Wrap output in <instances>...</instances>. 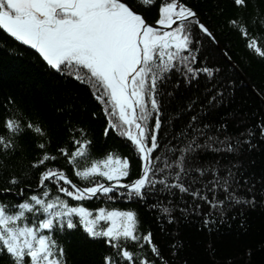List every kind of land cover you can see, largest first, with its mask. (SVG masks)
<instances>
[{
	"label": "snow or ice",
	"instance_id": "snow-or-ice-1",
	"mask_svg": "<svg viewBox=\"0 0 264 264\" xmlns=\"http://www.w3.org/2000/svg\"><path fill=\"white\" fill-rule=\"evenodd\" d=\"M231 3L240 12L228 24L264 58V44L248 29L250 23L264 26V18L245 19L251 0ZM149 12L155 19H148ZM0 33L5 43L34 50L51 74L86 85L106 119L103 135L120 138L129 150L121 155L106 149L97 157L91 132L68 121L66 143L49 151L52 138L45 124L13 107L16 102L8 97L0 118V196L14 193L19 199H0V264H68L69 230L107 246L101 264H171L153 233L141 230L138 212L115 202L147 204L159 193L181 201L188 197L192 213L203 216L202 226L215 216L204 212L203 204L221 219L234 205H257L254 177L240 175V157L257 146L253 141L264 143V117L234 137L226 134V122L205 123L223 102L219 81L206 85L203 100L181 105L189 119L173 137L177 143L163 158L157 154L161 134L167 135L166 99L183 83H198L202 74L212 84L220 71L199 62L204 41L216 42V36L189 0H0ZM197 104L205 115L191 114ZM218 133H225L223 139ZM25 135L31 136L35 155L16 174L9 161L25 151ZM209 148L227 164L206 162ZM259 183L264 193V173ZM242 184L249 185L243 193ZM94 200L103 206H86ZM259 202L264 204V194ZM151 207L164 214L161 220H175L176 207ZM179 210L187 212L188 205Z\"/></svg>",
	"mask_w": 264,
	"mask_h": 264
},
{
	"label": "trees",
	"instance_id": "trees-1",
	"mask_svg": "<svg viewBox=\"0 0 264 264\" xmlns=\"http://www.w3.org/2000/svg\"><path fill=\"white\" fill-rule=\"evenodd\" d=\"M189 3L216 36L217 43L204 41L199 62L220 71L215 72L212 84H208L202 74L198 83L189 85L185 82L175 90L171 100L166 99L163 115L167 135L161 134L163 141L157 153L162 158L166 148L177 143L173 137H178L189 119L190 113L181 105L189 100H203L206 85L211 88L219 81L223 102L206 116L205 123L211 121L219 127L220 123L226 122V134L234 137L264 117V58L248 49L246 38L228 24L229 19L240 10L233 7L231 0H189ZM147 15L150 21L155 19L154 12ZM244 17L246 20L255 18L257 21L264 18V0H251L244 11ZM248 29L251 35L264 44V26L258 22L255 25L250 23ZM221 49L229 56L230 62L223 58ZM179 78L177 75L176 79ZM8 97L14 98L16 103L13 107L18 105L33 116H38L45 124L52 138L49 151H55L58 146L66 143L69 135L66 122L70 121L91 132L89 139L93 140L92 151L95 156L99 157L106 149L115 150L121 155L129 154L120 138L103 135L106 119L86 85L73 78L51 74L32 50L18 42L15 45L5 43L0 33V118L5 114L2 105ZM93 112L97 113L95 117L92 116ZM181 113L183 119L180 118ZM191 114L201 116L205 115V111L197 104L195 112ZM218 135L223 139L225 133ZM200 142L203 143V139ZM21 143L25 145V151L17 153L9 161L10 170L16 174L35 155L30 135L21 137ZM253 143L257 146L240 157L244 166L240 175L247 173L249 178L254 177L258 201L255 207L234 205L226 210V215L221 219L218 211L203 204L204 212H215V216L212 217L213 223L202 226L203 216L199 212L192 213L188 197L181 201L179 196L174 198L159 193L150 197L147 204L121 200L115 202V206L121 209L133 208L138 212L141 230L153 233L155 242L161 246L171 264H264V204L259 202L260 196L264 194L260 191L259 183L264 173V143ZM204 159L206 162L227 164V159H223L211 148L206 150ZM233 163H236L235 159ZM248 186L242 184L240 192L243 193ZM5 198L13 201L19 199L14 193L0 196V199ZM153 203H158L160 208L176 207L177 210L173 212L175 220L171 223L167 219L161 220L164 214L159 209H153ZM185 204L188 205V211L182 214L179 209L184 208ZM86 206L94 208L103 205L101 201L94 200ZM69 233L65 236L68 264H101L106 254V245L85 239L73 230H69ZM173 244L179 246L178 251L172 248Z\"/></svg>",
	"mask_w": 264,
	"mask_h": 264
},
{
	"label": "bare ground",
	"instance_id": "bare-ground-1",
	"mask_svg": "<svg viewBox=\"0 0 264 264\" xmlns=\"http://www.w3.org/2000/svg\"><path fill=\"white\" fill-rule=\"evenodd\" d=\"M19 43V42H18ZM215 43H217V42H215ZM22 46H24V45H22ZM24 47H26V48H28V49H30L28 46H24ZM30 50H32V49H30ZM33 52H34V50H32ZM221 52H222V56H223V58H225V51L223 50V49H221ZM227 59L225 58V60L227 61V62H230L229 60H230V58H229V56L227 55Z\"/></svg>",
	"mask_w": 264,
	"mask_h": 264
}]
</instances>
